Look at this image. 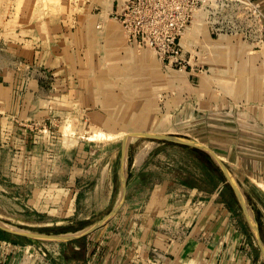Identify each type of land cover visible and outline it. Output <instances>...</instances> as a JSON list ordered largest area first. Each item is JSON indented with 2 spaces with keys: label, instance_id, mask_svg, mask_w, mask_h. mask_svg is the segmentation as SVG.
I'll return each instance as SVG.
<instances>
[{
  "label": "rangeland",
  "instance_id": "374dc122",
  "mask_svg": "<svg viewBox=\"0 0 264 264\" xmlns=\"http://www.w3.org/2000/svg\"><path fill=\"white\" fill-rule=\"evenodd\" d=\"M61 1L80 15L89 9L94 17L103 13L105 19L96 16L92 21L99 41L105 40L107 22L121 30L125 45L95 48V72L111 74L110 79L96 83L99 91L110 96L95 99L91 111L46 116L47 142L41 148L47 173L40 182L38 176L30 177L32 189L41 184L45 194L18 192L6 173L0 174V221L49 235H72L90 228L119 200L124 137L154 133L194 140L226 159L222 161L254 206L264 242V192L243 177L245 158L239 168L232 161V156L248 154L250 146L234 143L237 127L232 125L237 114L247 110L261 114L264 109V0ZM105 100L108 103L102 104ZM257 147L256 156L264 157V145ZM142 150L152 151L150 162L163 169L162 173L191 170L201 175L207 188L216 184L217 177L201 162L197 149L135 138L128 150L124 201L112 219L68 242L32 240L0 230V264H103L110 247L117 249L119 238L128 236L127 226L132 222L126 220L132 214L128 210L150 195L135 190L134 161ZM208 161L209 167L220 171L210 157ZM110 162H114L113 170L108 167ZM111 176L114 190L107 203L101 197L103 189L110 188ZM157 177L147 175L143 183L149 185ZM185 178L191 184L196 181L192 174ZM222 178L226 185L223 198L237 214L254 255L264 264L244 211L223 174ZM35 196H45L47 201L37 204Z\"/></svg>",
  "mask_w": 264,
  "mask_h": 264
},
{
  "label": "crops",
  "instance_id": "0c3cea01",
  "mask_svg": "<svg viewBox=\"0 0 264 264\" xmlns=\"http://www.w3.org/2000/svg\"><path fill=\"white\" fill-rule=\"evenodd\" d=\"M89 13L90 9L81 15L74 13L61 0H0V174L6 173L18 192H32V175L38 176V182L40 177L45 179L41 147L47 142L46 116L91 111L95 99L110 96L99 91L96 83L110 79L111 74L95 72V48H120L125 41L121 30L107 22L103 26L105 40L99 41L92 21L106 16ZM105 108L101 110L115 111ZM237 115L236 126H232L240 130H235L238 140L234 143L250 146L248 154L232 156V161L239 168L245 158L243 177L251 187L264 192V157L256 156L260 150L257 144L264 145V130L256 131L264 129V109L261 114L247 110ZM151 152L142 150L134 161L135 190L150 195L128 210L132 213L126 218L132 221L127 226L128 236L119 238L117 249L110 247L103 264H263L254 255L237 214L223 198V178L207 188L194 171L162 173L163 169L150 162ZM113 164H108L112 170ZM191 174L197 181L192 184L185 180ZM147 175L158 177L146 185ZM41 186L33 190L36 196L45 194L46 188ZM113 190L111 176L110 188L102 192L103 202L110 201ZM38 198L37 204L47 201L45 196Z\"/></svg>",
  "mask_w": 264,
  "mask_h": 264
},
{
  "label": "water",
  "instance_id": "95a60500",
  "mask_svg": "<svg viewBox=\"0 0 264 264\" xmlns=\"http://www.w3.org/2000/svg\"><path fill=\"white\" fill-rule=\"evenodd\" d=\"M132 138H146L151 139L155 141H161L165 143H173L183 146H190L197 150H200L204 153H206L216 164L217 168L221 171V173L225 176V179L227 183L230 185L234 195L236 196L239 204L241 205L244 214L251 226V229L254 233V236L256 238L257 244L261 250L262 257L264 259V242L260 235V228L259 223L256 219V216L254 214V211L252 207L250 206L247 197L238 184V182L234 179V176L228 169V167L224 164V162L216 155L215 152H213L208 147L194 141L188 138H183L179 136H172V135H165V134H154V133H137V134H131L129 136L124 137L122 141V147H121V192L120 197L115 205L114 209L102 220L97 222L95 225L91 226L90 228L85 229L84 231H81L76 234L72 235H49L39 232H32V231H26L20 228H14L13 226H10L8 224H5L0 221V230L10 233L12 235H16L19 237H24L32 240H40V241H50V242H68L72 241L78 238H81L83 236L89 235L102 227L104 224H106L110 219H112L117 211L120 209V207L123 204L124 196L126 193V187H127V170H128V150L129 146L132 142Z\"/></svg>",
  "mask_w": 264,
  "mask_h": 264
},
{
  "label": "trees",
  "instance_id": "16d2710c",
  "mask_svg": "<svg viewBox=\"0 0 264 264\" xmlns=\"http://www.w3.org/2000/svg\"><path fill=\"white\" fill-rule=\"evenodd\" d=\"M195 151L198 153V157L201 160V162H204L206 164V166L210 169V171H212L215 174V176L217 177V179L220 176L222 177L221 171H218L216 168L214 169L212 167H209V166H211V164H209V161H208L209 156L206 153H204L202 151H199V150H195Z\"/></svg>",
  "mask_w": 264,
  "mask_h": 264
},
{
  "label": "bare ground",
  "instance_id": "6f19581e",
  "mask_svg": "<svg viewBox=\"0 0 264 264\" xmlns=\"http://www.w3.org/2000/svg\"><path fill=\"white\" fill-rule=\"evenodd\" d=\"M244 77V76H243ZM110 136V135H109ZM135 139V138H134ZM133 138H132V140H134Z\"/></svg>",
  "mask_w": 264,
  "mask_h": 264
}]
</instances>
